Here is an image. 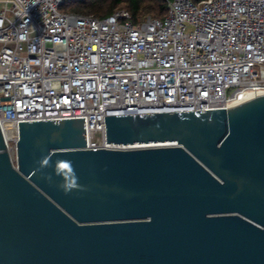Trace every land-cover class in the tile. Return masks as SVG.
I'll list each match as a JSON object with an SVG mask.
<instances>
[{"label": "water", "instance_id": "1", "mask_svg": "<svg viewBox=\"0 0 264 264\" xmlns=\"http://www.w3.org/2000/svg\"><path fill=\"white\" fill-rule=\"evenodd\" d=\"M104 124L114 148H83L84 117L18 121L15 167L0 134V264H264V93Z\"/></svg>", "mask_w": 264, "mask_h": 264}, {"label": "built area", "instance_id": "2", "mask_svg": "<svg viewBox=\"0 0 264 264\" xmlns=\"http://www.w3.org/2000/svg\"><path fill=\"white\" fill-rule=\"evenodd\" d=\"M65 0H0V134L16 166L18 121L228 108L264 93V0H167L163 16L97 17Z\"/></svg>", "mask_w": 264, "mask_h": 264}, {"label": "trees", "instance_id": "3", "mask_svg": "<svg viewBox=\"0 0 264 264\" xmlns=\"http://www.w3.org/2000/svg\"><path fill=\"white\" fill-rule=\"evenodd\" d=\"M116 8L126 9L135 21L147 14L163 16L167 9V0H65L60 7L62 10L97 17L108 15Z\"/></svg>", "mask_w": 264, "mask_h": 264}, {"label": "clouds", "instance_id": "4", "mask_svg": "<svg viewBox=\"0 0 264 264\" xmlns=\"http://www.w3.org/2000/svg\"><path fill=\"white\" fill-rule=\"evenodd\" d=\"M48 163L49 157H45L40 161V166L46 167ZM53 174L62 178V183L59 185V188L64 194H68L72 190L78 188L83 190L77 183V177L71 161L59 162L58 167L54 166Z\"/></svg>", "mask_w": 264, "mask_h": 264}, {"label": "rangeland", "instance_id": "5", "mask_svg": "<svg viewBox=\"0 0 264 264\" xmlns=\"http://www.w3.org/2000/svg\"><path fill=\"white\" fill-rule=\"evenodd\" d=\"M153 14V13H152Z\"/></svg>", "mask_w": 264, "mask_h": 264}]
</instances>
